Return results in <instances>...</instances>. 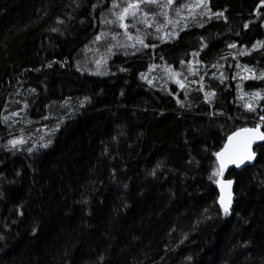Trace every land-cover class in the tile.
<instances>
[{"label": "trees", "instance_id": "16d2710c", "mask_svg": "<svg viewBox=\"0 0 264 264\" xmlns=\"http://www.w3.org/2000/svg\"><path fill=\"white\" fill-rule=\"evenodd\" d=\"M111 6L0 0V264H264V144L253 167L224 173L230 215L209 178L227 138L264 115V99L238 104L240 88L264 96V0H208L174 40L145 37L152 50L98 71L85 58ZM237 64L256 78L237 87ZM190 65H224L211 103L147 82ZM12 113L27 122L9 129ZM28 129L49 146L9 144Z\"/></svg>", "mask_w": 264, "mask_h": 264}, {"label": "rangeland", "instance_id": "374dc122", "mask_svg": "<svg viewBox=\"0 0 264 264\" xmlns=\"http://www.w3.org/2000/svg\"><path fill=\"white\" fill-rule=\"evenodd\" d=\"M119 2H121L123 6L126 0H119ZM197 3H198V0H175V3L173 4L172 8L168 10L169 19L172 21V23L165 24L164 28L160 32H157L155 27L148 28L143 24L137 25V27H139L140 29L139 33H137L134 28H129L128 31L131 33L133 37L137 35H141L144 37L152 38L153 40H156L158 42L172 41L179 35L180 31L184 29L185 26L187 27L191 23V21L196 16L205 15V13L208 11V0H206L205 4H200L198 7L195 6ZM181 4H188L189 7L183 8L181 10L180 16H177L175 14L174 9ZM153 11H159V9H155V6H153ZM152 14H153L152 11H150L149 12L150 18L152 17ZM104 18H105L104 21L105 20L112 21L115 19V17L111 14L110 11L107 13L106 17ZM157 19H159L160 22L163 23L162 17H159ZM104 21H103L101 33H105L106 35H103L99 41L95 40L93 45L90 47L88 54H86L85 60L88 63V68L91 67L98 71H102L103 69L104 70L106 69L109 62L115 56L120 55L121 53L123 54L127 53V55L129 54L132 55L134 53L135 55H137V54L142 53L141 51L143 50L147 51L148 49L151 48L150 46L148 48L142 47V45L135 39L129 40L125 36L123 29L118 28L115 24H111V23L106 24L104 23ZM130 22H131V18L129 17L126 23H130ZM165 33H171V35H165ZM144 42L146 43L145 40ZM132 44H135V48L130 46ZM119 45H129V46L122 47ZM110 46L112 48V52L114 53L113 55L108 54V49ZM102 57L104 60L107 61V63L105 64L102 61L101 66L97 68L96 61L100 60ZM223 67L224 65L222 66L217 65L214 68L212 67L210 69L202 70L195 66L191 67L190 65L187 68L185 67L184 69H182V71L180 72H174L171 69H168L164 66H159V67H154L146 75V79H147V82L149 80L152 81V83L150 84L151 86L155 88H159V89H165V90H170L171 85L179 86L176 83V81L179 80L182 84H184L186 92L188 93H190V91L191 92H202L205 97V93H209L207 91V82L209 80H214V77L215 78L220 77L221 73H223L222 71ZM173 73H179L180 75L174 76ZM234 76H235V79L238 81V85H243L244 82L250 80V79H242V77H248V76L255 77L254 74L250 72V70L244 67H239L238 64L235 69ZM251 94L252 93L245 92L242 90V88H240V91L238 94L239 95L238 104L242 106L243 108H245L244 105L247 103H251L254 107H256L259 97L250 99ZM212 100H213L212 95H209L207 99L205 98V101L207 103H211ZM24 122H27V120L25 119L24 115L20 113H12L9 116L8 115L4 116V119H3V124L9 127V129H14V128L16 129L18 128L20 123H24ZM248 122L252 124L248 127H256L258 123H261L260 120L258 121L248 120ZM262 126L263 124H261V127ZM248 127H245V128H248ZM43 130H46L44 131L45 133H39L38 136L34 135V132L38 131V129H35L34 131L33 129L31 130L28 129V130H24L18 133L15 132V133H12L14 134V136H11L9 140L11 141L14 139L22 138L24 140V143L17 145V147H21L23 145H29V144H33L37 146L36 142L40 138H42L41 140H43V143L41 144H44L46 143L44 142V140L49 134V131H47V129H43Z\"/></svg>", "mask_w": 264, "mask_h": 264}, {"label": "snow or ice", "instance_id": "6c2138e0", "mask_svg": "<svg viewBox=\"0 0 264 264\" xmlns=\"http://www.w3.org/2000/svg\"><path fill=\"white\" fill-rule=\"evenodd\" d=\"M206 0H198V3L195 6H199L200 4H205ZM175 3V0H126V2L121 4L119 0H112V6L110 9L111 14L115 17L112 21L105 20L104 23L108 24H115L118 28L124 30L125 36L129 39H135L138 41L142 47L148 48L149 45L144 42L145 37L141 35H137L133 37L131 33L128 31L129 28H134L137 33L140 32L139 27H137L138 24H143L148 28L155 27L157 32L162 31L165 24L172 23V21L169 19V12L168 10L172 8L173 4ZM143 6V7H142ZM153 6H155V9H159V11H153ZM188 4H181L178 7L174 9L175 14L177 16H180L181 10L183 8H188ZM147 9V10H145ZM152 11V17H149V12ZM214 15L218 17H222L223 13H215ZM131 18L130 23H126V21ZM159 17L163 18V23L160 22ZM151 20V22H150ZM60 23H63V21H60ZM178 23V21H177ZM203 27V25H200ZM186 27V26H185ZM247 27V25H245ZM55 30V29H54ZM103 35H106L105 33H101L100 35L95 37L96 41H99ZM165 35H171V33H165ZM257 44H260V42H257ZM122 47H128L129 45H119ZM131 47L135 48V44L130 45ZM152 47H155V45H151ZM264 47V45H261ZM206 47V45H205ZM230 48H235V44L228 45ZM255 47V46H254ZM108 54L113 55L111 46L108 49ZM127 55V53H125ZM134 54V53H133ZM199 53H193V56H197ZM242 55L244 53H241ZM107 63L106 60L103 59V57L100 60L96 61L97 68L101 66V62ZM52 65L49 64L48 67H51ZM213 67H216V65H213ZM77 70H80L79 65L77 66ZM125 69H121V71H124ZM93 74H101L99 72L93 73ZM106 74V73H104ZM174 76L180 75L179 73H173ZM221 76H223V73H221ZM142 78L143 74H142ZM235 79V76L233 77ZM256 77L248 76V77H242V79H254ZM259 79L264 80V75H261ZM223 82V81H221ZM149 84L152 83L151 80L148 81ZM176 83L183 88L184 84H182L179 80L176 81ZM239 87V85H237ZM202 90V89H201ZM209 95L214 96L215 93H205V98L207 99ZM264 99V96H261L260 93H252L250 99L257 98ZM87 99V98H86ZM82 106V105H81ZM183 107V104H181ZM244 107L250 111V112H256L257 107H254L251 103H247L244 105ZM261 111H264V109H261ZM259 120L261 123H258L255 128H243L240 131L234 133L232 136L228 137V143L224 146V148L220 151L215 153L217 159L219 160V167L214 170L209 177L212 179V177H222L225 168L228 164H234L236 167H240L242 164H245V162H250L255 159V155L251 150L252 144L257 140L264 141V132H260L261 124H264V115H259ZM51 141L48 143H44L41 145L43 148H47L49 146ZM24 140L22 138L20 139H14L9 141V144L16 148L17 145L23 144ZM29 153L31 154L33 149H28ZM154 174V173H153ZM215 183L220 185V191L221 195L219 197V204L223 210V214L225 216L230 215V209H231V203H232V194L230 191L232 181L228 180L226 183L220 179H216L214 181ZM228 190V191H226ZM189 260L191 257L188 258Z\"/></svg>", "mask_w": 264, "mask_h": 264}, {"label": "water", "instance_id": "95a60500", "mask_svg": "<svg viewBox=\"0 0 264 264\" xmlns=\"http://www.w3.org/2000/svg\"><path fill=\"white\" fill-rule=\"evenodd\" d=\"M248 128H255V127H248ZM241 129H243V128H241ZM241 129L235 131L234 133L240 131ZM259 130H260V132H264L262 127H260ZM234 133H232L230 136H232ZM227 143H228V138H227V140H226V142H225V145H226ZM263 144H264V141L257 139V140L252 144V146H251V150H252V152H253L254 155H255V159L252 160V161H250V162H245V164H242L240 167H236L234 164H228L227 167H226L225 170H224V173H225L226 171H228V170H235L236 172H242V171L246 170L247 168L253 167V166L256 164L257 159H258V155H257V153H256V150H257L260 146H262ZM225 145H224V146H225ZM223 148H224V147H223ZM223 148H222V149H223ZM222 149H221V150H222ZM219 152H220V151H219ZM217 163H218V166H219V160H218V159H217ZM224 173H223V176H222V177H219V179L222 180V181H224L225 183H226L228 180H231V181L233 182L232 185H231V188H230V191H231V194H232V203H231V209H230V212H231V211L233 210L234 206H235V201H236V194H235L236 182H235L234 179H228V178H226V177L224 176ZM217 190H218L219 197H220V195H221V191H220V185H219V184H217ZM226 191H228V190H226ZM218 205H219L220 209L222 210V208H221V206H220V204H219V198H218ZM222 211H223V210H222Z\"/></svg>", "mask_w": 264, "mask_h": 264}]
</instances>
